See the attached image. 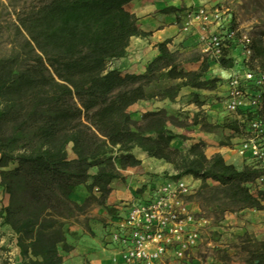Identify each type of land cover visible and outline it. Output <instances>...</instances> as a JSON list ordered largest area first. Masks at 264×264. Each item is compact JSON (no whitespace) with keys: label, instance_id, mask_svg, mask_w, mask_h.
I'll return each mask as SVG.
<instances>
[{"label":"trees","instance_id":"obj_1","mask_svg":"<svg viewBox=\"0 0 264 264\" xmlns=\"http://www.w3.org/2000/svg\"><path fill=\"white\" fill-rule=\"evenodd\" d=\"M131 1L34 0L17 12L16 40L0 56V185L9 196L0 219L14 231L26 264H70L62 252L74 248L71 227L92 201L113 215L115 208L106 205L111 183L121 169L142 163L136 147L172 164L178 176L199 180L196 200L207 218L220 222L227 213L264 209L248 186L261 170L239 169L221 153L209 157L203 141L173 147V138L183 135L169 124L188 123L165 108L132 117L129 107L139 101H175L183 87L214 90L219 78L205 79L210 61L173 51L168 40L158 43L159 54L142 73L109 68V61L126 55L133 36L150 34L126 8ZM252 47L250 66L264 70L262 38ZM199 60V70L184 68ZM218 64L235 66L233 58ZM161 80L170 83L149 90ZM228 126L241 135L236 119ZM81 185L89 193L83 203L71 198ZM247 264H264V239L249 251Z\"/></svg>","mask_w":264,"mask_h":264},{"label":"built area","instance_id":"obj_2","mask_svg":"<svg viewBox=\"0 0 264 264\" xmlns=\"http://www.w3.org/2000/svg\"><path fill=\"white\" fill-rule=\"evenodd\" d=\"M185 27L198 28L203 58L219 63L233 58L235 66L219 88L223 109L238 122L236 146L245 165L261 170L248 184L264 201V70L252 68V38L247 29L234 25L226 11L213 4L186 9ZM176 171L152 173L137 188L132 200L114 205L106 232V246L120 264H184L203 242L210 220L196 200L197 180Z\"/></svg>","mask_w":264,"mask_h":264},{"label":"crops","instance_id":"obj_3","mask_svg":"<svg viewBox=\"0 0 264 264\" xmlns=\"http://www.w3.org/2000/svg\"><path fill=\"white\" fill-rule=\"evenodd\" d=\"M218 1H131L126 8L137 15L140 28L150 34L131 38L127 53L121 58L123 62H127L128 66L124 72H144L149 62L159 54L158 43L165 40L169 41L168 46L173 51L177 50L184 54H201L198 46V28L189 29L185 27L184 13L189 7L214 4ZM201 65V60L188 61L184 63V68L197 71ZM231 74L232 70L223 69L218 63L210 62V70L204 78H227ZM207 91V89L187 87L185 91L181 90L175 101L158 97L148 98L131 105L129 111L132 117L137 120L142 119L144 112L160 108H165L170 114H177L181 110L193 108L194 103L188 96H185L186 93L207 94ZM202 107L207 108L208 114L205 117L191 113L187 126L177 127L169 124V128L174 133L183 135V137L176 136L173 138L171 145L185 149L193 143L203 141L207 156L211 157L216 153H221L228 163H233L237 168L242 169L245 163L236 150L239 141L238 134L234 133L228 125H219L220 120H222V113L216 105L203 104ZM133 153L142 160V163L135 167L120 170L121 177L114 179L111 183L112 191L106 201L108 207H114L115 204L123 200H132L137 188L144 185L152 173L175 171L172 164L151 157L139 147L134 148ZM88 195L86 188H82L73 193L71 198L83 203ZM96 210L97 212L93 213L90 218L71 227L68 241L74 248L69 252H62L66 263L118 264L113 260V250L104 244L106 242V223L111 220L112 215L109 210L100 205L97 206ZM216 228L219 232L224 229L227 233H224L223 236L218 235L219 238L214 241L208 237L205 227L200 248L195 250L189 262L184 264H246L243 247L234 243L228 244V237L242 239L246 235L255 237L257 240L264 239V209L246 208L239 212L227 213ZM231 232L235 235H232ZM215 246H220V248H215ZM19 260L21 261V259ZM20 264L22 263L20 262Z\"/></svg>","mask_w":264,"mask_h":264},{"label":"rangeland","instance_id":"obj_4","mask_svg":"<svg viewBox=\"0 0 264 264\" xmlns=\"http://www.w3.org/2000/svg\"><path fill=\"white\" fill-rule=\"evenodd\" d=\"M34 0H0V56L8 53L12 48L13 41L16 40L15 37V28L14 25L17 24V12H19L23 7H28L33 3ZM213 5L219 6L221 9L226 11V15L232 20L234 25L243 27L247 29L253 39L262 38L264 43V0H219ZM131 43V41H130ZM201 55V54H200ZM109 68H117L123 73L128 69L127 62H123L121 58L112 59L108 63ZM223 68V67H222ZM224 69V68H223ZM228 80L227 78H219L218 87L214 90H208L207 94H193L186 93L185 96H188L191 99V102L194 103L192 109H186L184 111H179L177 113L179 121L182 123H188L189 118H191V113L194 115H200L205 117L208 113L207 108H203L200 103L204 102L206 105H216L218 110L222 113V120H220L222 125H228L231 123V120L235 119V115L227 113L221 104V97L218 96L219 88L224 85ZM168 80H161L156 82L154 85L149 87V90L153 91L158 87L169 84ZM187 87H183L182 90H186ZM239 137V135H238ZM238 143V142H237ZM186 149V148H185ZM182 149V150H185ZM70 156H74L71 147L68 148ZM11 166H14L12 163ZM96 168L92 169V172H95ZM167 172L161 171L158 173ZM190 177V176H188ZM197 187L200 186V181L196 182ZM83 186H79L77 191L82 189ZM9 196L4 192L3 187L0 185V210L3 205H6L8 202ZM5 202H7L5 204ZM97 205L94 201L90 202L86 210V214L79 216V219L83 222L85 219L90 218L93 213L97 212ZM114 214V213H113ZM80 215V214H79ZM210 220L209 224L206 226L207 235L209 238L217 241L219 238L218 235L223 236L224 233H227L226 230L221 229L222 232L216 228L219 225V222H216L213 216L208 217ZM109 222L106 223V232ZM226 228V226H225ZM232 233V232H231ZM232 235H235L232 233ZM257 240L255 237L243 236L242 239L228 237V244H237L238 246L243 247L244 258L246 260L249 257V251H251ZM106 245V243H104ZM215 248H220V246H215ZM18 251V254H17ZM21 259V261L19 260ZM26 264L21 255L19 247L16 244V237L14 231L8 225H1L0 219V264Z\"/></svg>","mask_w":264,"mask_h":264}]
</instances>
